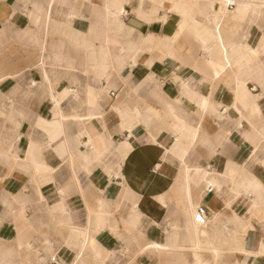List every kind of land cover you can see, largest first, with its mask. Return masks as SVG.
<instances>
[{"label": "crops", "instance_id": "crops-1", "mask_svg": "<svg viewBox=\"0 0 264 264\" xmlns=\"http://www.w3.org/2000/svg\"><path fill=\"white\" fill-rule=\"evenodd\" d=\"M249 1L0 0V264H264Z\"/></svg>", "mask_w": 264, "mask_h": 264}, {"label": "built area", "instance_id": "built-area-1", "mask_svg": "<svg viewBox=\"0 0 264 264\" xmlns=\"http://www.w3.org/2000/svg\"><path fill=\"white\" fill-rule=\"evenodd\" d=\"M226 2V6L231 8L234 6V3L230 0H224ZM205 208L204 207H197L193 213V221L197 224H204L205 223Z\"/></svg>", "mask_w": 264, "mask_h": 264}, {"label": "bare ground", "instance_id": "bare-ground-1", "mask_svg": "<svg viewBox=\"0 0 264 264\" xmlns=\"http://www.w3.org/2000/svg\"><path fill=\"white\" fill-rule=\"evenodd\" d=\"M176 1H179V0H176ZM182 1V0H181ZM186 1V0H185ZM198 1H200V0H189V4H191V5H193V4H195L196 2H198ZM201 1H205V0H201ZM215 2H217V3H221L222 5H226V2L224 1V0H214ZM230 1H234V0H230ZM249 1V0H248ZM250 2V1H249ZM248 2V3H249ZM241 3V2H240ZM251 3V2H250ZM226 7V6H225Z\"/></svg>", "mask_w": 264, "mask_h": 264}, {"label": "rangeland", "instance_id": "rangeland-1", "mask_svg": "<svg viewBox=\"0 0 264 264\" xmlns=\"http://www.w3.org/2000/svg\"><path fill=\"white\" fill-rule=\"evenodd\" d=\"M27 41H28V39H27ZM29 47H32V46H30V44H27V46H26V52H28ZM27 54H28V53H27Z\"/></svg>", "mask_w": 264, "mask_h": 264}]
</instances>
